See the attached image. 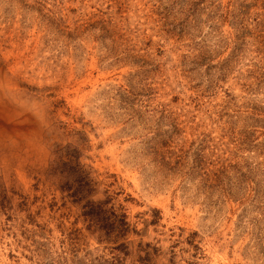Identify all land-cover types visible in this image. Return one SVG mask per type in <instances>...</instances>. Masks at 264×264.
<instances>
[{
	"label": "rangeland",
	"instance_id": "rangeland-1",
	"mask_svg": "<svg viewBox=\"0 0 264 264\" xmlns=\"http://www.w3.org/2000/svg\"><path fill=\"white\" fill-rule=\"evenodd\" d=\"M0 264H264V0H0Z\"/></svg>",
	"mask_w": 264,
	"mask_h": 264
},
{
	"label": "trees",
	"instance_id": "trees-1",
	"mask_svg": "<svg viewBox=\"0 0 264 264\" xmlns=\"http://www.w3.org/2000/svg\"><path fill=\"white\" fill-rule=\"evenodd\" d=\"M49 173L65 180L61 190L68 192L72 201L80 206L82 216L89 222V229L94 228L107 242L126 239L131 231L127 215L112 204L110 197L101 201L91 200L97 194V182L92 177V169L81 163L76 149L63 150Z\"/></svg>",
	"mask_w": 264,
	"mask_h": 264
}]
</instances>
